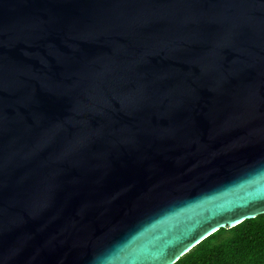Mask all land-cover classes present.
Wrapping results in <instances>:
<instances>
[{
    "label": "water",
    "instance_id": "95a60500",
    "mask_svg": "<svg viewBox=\"0 0 264 264\" xmlns=\"http://www.w3.org/2000/svg\"><path fill=\"white\" fill-rule=\"evenodd\" d=\"M264 214V0H0V264H175Z\"/></svg>",
    "mask_w": 264,
    "mask_h": 264
},
{
    "label": "trees",
    "instance_id": "16d2710c",
    "mask_svg": "<svg viewBox=\"0 0 264 264\" xmlns=\"http://www.w3.org/2000/svg\"><path fill=\"white\" fill-rule=\"evenodd\" d=\"M175 264H264V214L220 229Z\"/></svg>",
    "mask_w": 264,
    "mask_h": 264
}]
</instances>
